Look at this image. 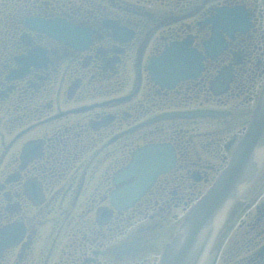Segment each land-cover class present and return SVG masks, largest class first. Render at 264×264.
<instances>
[{"label":"flooded vegetation","instance_id":"af4514ba","mask_svg":"<svg viewBox=\"0 0 264 264\" xmlns=\"http://www.w3.org/2000/svg\"><path fill=\"white\" fill-rule=\"evenodd\" d=\"M146 4L161 5L166 9L163 11L156 9L157 13L155 10H146L144 16L150 17L152 22L139 20L131 23L121 19L118 13L107 12L114 7L113 5L108 6L96 0H0V233L3 229L6 231L15 225L22 227L25 232L16 246L5 248L0 264H154L152 250L158 248L169 235L165 231L160 235L159 231L169 226V222L174 223L178 216H174L172 220L169 218L168 185L174 178L183 176L175 172L179 170L181 164L178 162L173 171L160 176L147 193L133 207L126 210H118L110 202L111 193L123 186L121 182L115 185L113 175L127 165L130 154L147 143H154L160 138L164 140L163 143L171 141L177 153L183 154L188 151L186 146H191V142L188 141L185 145L179 131H176L180 143H173L172 139L165 135L164 129L153 127L139 135L145 139L142 144L127 148L126 152L120 150L121 146L127 147L128 142H133L125 137L134 130L129 131L141 123L142 118L151 119L152 114L165 103L161 100L159 101L161 103L152 104L150 94L146 93L138 104L135 100L141 88L137 86L131 87L133 91H130V95L126 96L128 98L124 101L113 98L103 103H93L77 109L72 108L73 110L67 109L69 111L61 110L59 105L54 108L53 101L48 103L45 99L55 92L50 80L61 75L60 82L64 84L67 80L75 78L78 85L74 88L73 94L79 86H82L85 94L87 95L88 92L90 96L87 88L91 86V83L87 82L88 74L82 75L72 70L71 63H76L75 67L79 69L81 58L90 61L91 64L95 63L94 68L92 66L91 68L97 77H102L100 68L103 63L102 58L94 49L85 54L75 53L54 40L28 31L22 26V21L26 17L65 19L71 23L91 27L97 38L105 41L103 47L105 50L115 46L110 44L114 43L115 31L102 27L103 23L112 20L134 31L135 36L131 39L133 43L151 42L159 29L163 28L156 37L162 43L188 39L202 50L200 43L211 35V27L205 24L203 17L204 19L211 17L214 8L219 4L237 5L248 12L253 25L249 32L245 35L236 34V40L229 41L227 51L216 62L207 65L203 77L197 82L180 84L172 91L161 90L149 83L151 95H163L159 98L173 96L172 98L177 100L179 97L176 96L181 94L182 87L194 83L209 97L212 92L215 94L213 91L215 86L227 87L230 84L228 91L232 97L237 88L232 83L238 80L243 82L242 76L247 74L249 78V81L245 82L247 86L246 83L250 82L253 76L254 79L258 77L256 72L250 78L255 71L249 67V64L253 66L254 61L251 60L256 53V58L263 56V53L258 55L257 50L260 49L255 44L260 33L258 26L262 27L264 14V10L262 12L259 6V0H160L159 2L146 0ZM37 46L46 49L47 65L31 66L24 77H12V73L21 68L18 66L17 58L27 56L31 48ZM158 50L159 48L156 49ZM245 51L248 54L244 56L242 52ZM98 60L101 62L99 65H97ZM220 61L226 65L220 67L218 77L219 74L212 71ZM82 64L81 67L84 68L85 65ZM212 64L216 66L213 67ZM237 65L239 66L236 70ZM257 66L254 64L255 68ZM263 71L261 69L260 77ZM75 72L81 77H75ZM119 72L118 69H113L110 71L113 73L110 76L115 77ZM129 86L130 83L128 88ZM253 86L254 84L251 83L245 88V92L249 93ZM97 90L98 88L93 89L95 93ZM84 92L79 91L77 98L69 97L64 99V102L80 99ZM247 95L250 97L247 101L249 103L252 96ZM23 101H29L34 107L28 111L23 110L21 114L5 117L12 111L16 112L17 108H22L23 105L17 104ZM126 107L127 110H123ZM97 108L99 111H96ZM55 109L57 110L54 111ZM81 109L87 110L79 111ZM74 114L79 116L76 120H72L66 126H60L59 130L47 131L50 126H56L55 123L59 120ZM226 124L221 125L217 131L222 135L232 131L230 140L225 145L229 150L237 138L235 135L238 133L233 131L238 124L236 121H229ZM15 128L19 131L14 135L12 133ZM41 131L47 132V135L30 138L18 154L14 152L16 145L26 135H34ZM143 131L144 129H138L133 133ZM153 131L161 134L153 138L155 135ZM111 135L112 138L108 140ZM11 136L13 138L8 142L7 138ZM148 138L150 139L147 140ZM105 153L108 154L107 159L116 158V160L109 164L105 176L98 177L103 170L102 161L106 160ZM102 155L104 158L100 159ZM205 164L200 171L192 174L197 182L201 179L207 180L201 174L205 173L204 170L210 171V163ZM190 165L201 167L200 162ZM109 170L114 172L110 175ZM172 175L175 177H171ZM58 184H61V187H56ZM177 199L179 200L175 206L181 204L180 198ZM190 199L189 197L188 200ZM184 204H187L186 201ZM155 206L157 208H154ZM150 210L156 211L148 214ZM259 214L264 217V207L259 210ZM47 223L52 228L48 231L49 235L52 233L56 235L53 242L51 236L48 235L50 240L47 241L48 238L39 231L43 230ZM262 230L264 231V228ZM42 240H46L49 245L52 242L51 247L47 248L45 243V249L40 250L36 257V245ZM64 240H66L64 247L59 249Z\"/></svg>","mask_w":264,"mask_h":264},{"label":"water","instance_id":"95a60500","mask_svg":"<svg viewBox=\"0 0 264 264\" xmlns=\"http://www.w3.org/2000/svg\"><path fill=\"white\" fill-rule=\"evenodd\" d=\"M240 18L239 14L230 13L219 17L217 29L234 31L237 26L230 19ZM221 22V23H220ZM27 26L35 31L46 33L76 49L84 50L89 46L90 34L75 27L57 22L32 21ZM215 40L210 44V50L222 44L219 33L214 34ZM184 44H176V48L168 50L161 58L149 62L156 82L165 87L185 79L196 78L201 72V65L190 55L181 54ZM213 115L212 113L196 112L178 115L184 118ZM176 114L168 115L172 118ZM175 163V153L171 146L149 148L136 156L132 166L122 173L123 180L138 177V181L122 192L121 199L127 205L136 199L150 186L161 172L170 170ZM264 166V85L256 102V108L244 137L234 150L229 165L221 172L217 180L196 205L185 215L174 230L172 237L165 245L158 264H202L213 244L221 226L224 214L231 211V221L241 208L239 201L249 193L259 172ZM259 191L256 201L250 203L239 217L235 226L226 233L225 239L217 253L220 257L218 264H240L256 255L258 248L264 243V217L259 210L264 207V170L254 186V193ZM224 216V217H223ZM245 217V218H244ZM246 220L245 226L240 227ZM262 219V220H259ZM263 221V222H262ZM223 222V221H222ZM10 233V234H9ZM2 247L15 242V233L9 232ZM214 251L208 264L215 258ZM264 264V263H263Z\"/></svg>","mask_w":264,"mask_h":264},{"label":"rangeland","instance_id":"374dc122","mask_svg":"<svg viewBox=\"0 0 264 264\" xmlns=\"http://www.w3.org/2000/svg\"><path fill=\"white\" fill-rule=\"evenodd\" d=\"M156 2H159L160 0H154ZM96 2L111 6L114 5V7L110 8V10H108L107 12H111L112 14H116L118 13V15H120V18L126 21H129L131 23H136V21L139 19L138 15H135V13L133 11H135L136 13L138 12L137 9H141L142 10H155V12L157 13L158 10L163 11L164 7H162L161 5H147L145 4L143 1L139 2L134 1V0H96ZM120 7L117 8V7ZM259 6L262 8H264V0H259ZM135 9H133V8ZM141 7V8H140ZM158 9V10H156ZM130 23V25H131ZM262 28L261 30L259 29V31H263L261 32V34H259V38L258 40H256V43L261 41L263 45V41H264V14L262 15ZM260 28V26H259ZM163 29V28H162ZM162 29H159V31L156 33L154 39L149 42V46L145 47V51H144V56L142 59V62L139 65H142V69L143 72H141V77H142V82L140 84V92L139 95L137 96V101L138 104L141 103V99L143 100L144 96L147 94H150V99H151V103L155 104V103H161L159 101L163 100L164 106L162 107V111L164 112H173V111H185V110H191L193 108H200V109H204V110H209L212 112H222V111H231L233 114H231V116L226 117V118H213V119H208L205 117H199V118H183V117H174L172 118V120H162L161 123H157L156 125L154 124L153 126H148L147 128H143L144 131L142 133H128L125 137L127 140L133 141V142H128L125 146H121L120 150H124L126 152L127 148H134L135 145L137 144H142V142L145 140L144 138H141V134L145 133L146 131H149L151 128H155V129H164V131L166 132V136L167 138H171L173 143L177 142L180 143V139H179V135L176 133V131H179V134L181 135L180 137L182 138V140L184 141V144L186 145V143H188V141L191 142V146L188 145L186 146L188 148V151L186 150V152H184L183 154H180V158H179V163L181 164L179 167V170L175 171L178 173H181L183 176L179 177V178H174L173 181L169 182V197H170V203H169V208H168V214H169V218L172 220V218H174V216H177V219H180L182 217V215L184 214L185 210L192 204L194 203L196 200L199 199L200 196H202L208 189L209 187L212 185V183L215 181V179L217 178L218 174L220 173V171L225 167L226 163L228 162V152L225 148V145L228 143V140H230L229 135L232 133H226V134H219L218 133V129L221 128V125H227L224 122L230 121H236L237 122V127L235 128V130L233 131L234 133H238L239 135L242 134L243 130L245 129V122L248 120L249 118V109L252 108L253 106V102H249L247 103L248 99L250 98L247 95V92H245V82L249 81V78H247V74H244L243 77V82L238 80L235 83H232V85H236L237 88H235V94L231 97L229 91L225 94H214L212 92V97L206 95V93L204 91H201L198 89V85H195L194 83L188 84L187 86L184 85L182 87V92L180 95H177L176 97H179V99L175 100H171L168 98H159V97H163L160 95H151V83L149 80V74L146 71V61L148 60V58L152 55H154L157 51V48H162L164 45L160 40H158L156 37L162 32ZM100 41H103L100 40ZM203 41V40H202ZM105 42V41H104ZM105 44V43H104ZM101 42H97V44H95L96 48L100 47L102 45ZM111 44V43H110ZM110 44L108 46H110ZM141 44V42L137 43L138 48L139 45ZM144 44V43H143ZM260 45V44H258ZM136 47L134 54L132 55V58H126L128 54H119V56H121V62L117 63L115 66L117 67L118 71H120L118 74H116V76H110V70L107 67L103 66L102 63V67H100L102 69V77H97L95 72L92 70L91 66L94 68V66L96 65L95 63L92 64H88L86 65L84 68L81 67V64L79 65L80 69L75 67L76 63H71V66L73 68H71L72 70L76 71L77 73H81L82 75L84 73L88 74V78L89 80L87 81L88 83H91V86H88L87 88H89L90 91V96L85 94L83 87L79 86L77 91L73 94V90L76 87V85H78V81L75 78H72L70 80H67L64 84H62V82H60L61 79V75H59V77H55L53 80H50L53 86V92L54 94L47 96L46 102H51V100L54 103V108H56L57 105H59V108H61V110H66L69 111L67 109H77L78 107H82L85 105H90L93 103H103L106 102L108 100H111L113 98H118L121 99L125 96H128L130 94L132 86L135 85V81L137 80V76L135 73V60H134V56L136 57L137 55V49ZM159 48V49H160ZM95 50V48H94ZM237 52L239 50H236ZM258 51V55H260V53H264V47L263 50H257ZM263 51V52H261ZM98 54V53H97ZM242 54L245 56V54H248V52H242ZM117 54L115 53H109L108 56H115ZM98 56H100L98 54ZM257 53L254 55L253 59L251 61H254L253 66L250 65L249 63V67L255 71V73L250 75V78H252V75L256 74V72L260 74L261 72V65L264 64V55L262 57L256 58ZM101 57V56H100ZM256 58V59H255ZM255 59V60H254ZM103 61V58H102ZM224 61V59L222 60V62ZM97 65H99L101 62L98 60L97 61ZM222 66H224L223 63H220ZM246 64V66H247ZM257 66V68L254 67ZM213 67H215L216 65H213ZM239 65L235 66L236 70L237 67ZM220 67L221 66H217L215 67V69L212 72L217 73L218 75V70L220 71ZM67 68V66H66ZM78 70H80V72H78ZM75 72L74 76L75 77H81L80 74H77ZM220 76V73L218 75V77ZM220 80V79H219ZM218 80V81H219ZM128 83H130V88H128ZM259 80L257 82V87L259 86ZM246 84H250L249 82ZM82 87V90L80 89ZM188 87H190L189 89H187ZM94 88H98L97 92L95 93L93 91ZM128 88V89H127ZM127 89V90H126ZM58 90V92H57ZM79 91H83L84 93L81 95L80 99H75L74 101H72V97H76ZM57 92V93H56ZM233 92V91H232ZM234 93V92H233ZM229 95V96H228ZM26 97L28 98V95H26ZM71 97V99L68 102H64V99ZM172 97V96H171ZM195 97V98H194ZM255 97V96H254ZM208 100V101H206ZM253 101V99H252ZM175 102V103H174ZM44 103V102H43ZM143 104L145 102H142ZM18 106H22V108H17L16 112H10L9 115L5 116V117H11L14 116L16 114H21L23 112V110L27 109L30 110L32 109V107H34V105H30L29 101H23L20 102L19 104H17ZM72 109V110H73ZM102 109V108H101ZM57 109H55L54 111H56ZM123 110H127V107L124 108ZM96 111H99V109L97 108ZM159 111H156L152 114V116H156V115H160ZM151 116V115H150ZM79 116L77 114L74 115H70L69 118H63L61 120H59L56 124V126H50L47 131L48 132H53L56 130L60 129V126L62 125H67L70 122H72V120H76ZM149 117H146L145 119H147ZM210 118V117H209ZM144 121V119L142 118L141 121ZM134 125V123H133ZM64 126V127H65ZM130 127V126H129ZM140 129V130H143ZM18 128H15V131L12 134H17L16 132H18ZM155 134V135H154ZM158 134H161L160 132L157 133L156 131H153V138L156 137ZM44 136L47 135V132L45 131H41L39 133H36L34 135H26L21 141H19V143L16 145L14 152L15 153H19L22 146H24V143L29 140L30 138L34 137H38V136ZM148 136H150V134H148ZM161 136V135H160ZM226 136V137H224ZM143 137V136H142ZM13 138V136L8 137L7 141L9 142L11 139ZM110 138H112V135L108 138V140H110ZM150 138H148L147 140H149ZM161 139V138H160ZM5 140V138H4ZM176 143V144H177ZM1 144V141H0ZM144 144V143H143ZM4 145H5V141H4ZM3 145V146H4ZM103 145V144H102ZM101 145V147H102ZM190 147V148H189ZM105 157L106 160H103V170L99 173L98 177H102L103 175L105 176L106 170L109 168V164L113 163L116 158H109L108 154L105 153ZM104 155L101 156L100 159H103ZM131 158V154L128 156L127 162L128 160ZM196 162H200L201 163V167H195L194 165H190L192 163H196ZM205 163H210L209 164V168L210 171H206L204 170L205 173H201L203 178H207V180H200L199 182H197L192 176V174L195 171H200L202 169V167H204L206 164ZM114 166V165H113ZM220 170V171H219ZM114 171H110L109 173L111 175V173H113ZM219 172V173H218ZM171 177H175L174 175H172ZM173 179V178H172ZM171 179V180H172ZM60 186L61 184H58L56 187ZM95 187V185L93 186V188ZM56 189V188H55ZM191 198L190 200H188V198ZM177 198H180L181 200V204L178 206H175V204H177ZM186 201V205L184 204V202ZM186 206H188L186 208ZM154 208H157V206H155ZM186 208V209H185ZM156 210H150L148 214H152V212H155ZM131 215H129L130 217ZM175 220V219H174ZM176 222V221H175ZM174 222V223H175ZM174 223L171 221L169 222V226H165L163 230L159 231V234L162 235L165 231L170 233L169 231H171L172 227L174 226ZM124 225V224H122ZM49 230H52V228L50 227V225L47 223L45 224L43 230H39L41 235L46 236L48 239L47 241L50 240V238L48 237L49 235ZM48 233V234H47ZM53 238L52 242L55 240L56 236L55 234H51L49 235ZM51 242V244H52ZM45 243H46V247L50 248L51 244L49 245L46 240H42L40 243H38L36 245V251H37V255L36 257L39 255V251L42 249H45ZM66 243V240L63 241V244H60V247H64V244ZM55 244V243H54ZM162 245V244H161ZM161 245L158 248H155L152 250L151 255L154 264L157 262L158 260V254L161 251ZM58 249V250H59ZM62 257V256H61Z\"/></svg>","mask_w":264,"mask_h":264}]
</instances>
